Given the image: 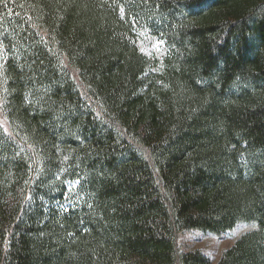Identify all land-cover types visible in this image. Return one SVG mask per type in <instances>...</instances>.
<instances>
[{"label":"trees","instance_id":"16d2710c","mask_svg":"<svg viewBox=\"0 0 264 264\" xmlns=\"http://www.w3.org/2000/svg\"><path fill=\"white\" fill-rule=\"evenodd\" d=\"M0 106V264H264V0H0Z\"/></svg>","mask_w":264,"mask_h":264},{"label":"rangeland","instance_id":"374dc122","mask_svg":"<svg viewBox=\"0 0 264 264\" xmlns=\"http://www.w3.org/2000/svg\"><path fill=\"white\" fill-rule=\"evenodd\" d=\"M0 123L8 130V122L0 107ZM253 228V225L247 223L238 224L233 230L225 232L222 235L205 233L199 230L183 232L179 236V244L183 250L190 251L203 250L212 259V264H216L222 252L231 246L237 237L242 233Z\"/></svg>","mask_w":264,"mask_h":264},{"label":"snow or ice","instance_id":"6c2138e0","mask_svg":"<svg viewBox=\"0 0 264 264\" xmlns=\"http://www.w3.org/2000/svg\"><path fill=\"white\" fill-rule=\"evenodd\" d=\"M123 12H124V9H123V8H121V13L123 14ZM161 43H162V41H156V43L154 44V46H155V47H157V50H159V44H161ZM75 183H77V184H78V183H79V181H76ZM88 207H89V208H91V207H92V205H91V204H89V205H88ZM253 227H255V225H253Z\"/></svg>","mask_w":264,"mask_h":264}]
</instances>
